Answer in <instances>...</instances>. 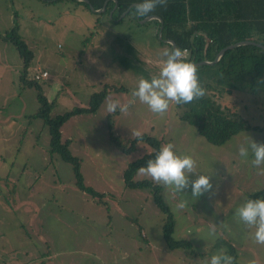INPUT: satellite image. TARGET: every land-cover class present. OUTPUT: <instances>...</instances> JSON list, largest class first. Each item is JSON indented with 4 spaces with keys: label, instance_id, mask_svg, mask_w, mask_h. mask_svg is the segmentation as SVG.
Segmentation results:
<instances>
[{
    "label": "rangeland",
    "instance_id": "374dc122",
    "mask_svg": "<svg viewBox=\"0 0 264 264\" xmlns=\"http://www.w3.org/2000/svg\"><path fill=\"white\" fill-rule=\"evenodd\" d=\"M100 14L73 0H0V264H207L216 252L231 255L233 263L264 264V245L233 215L244 198L264 187V165L254 168L236 151L249 138L264 143L262 131H244L214 146L180 118L175 103L163 115L138 100L124 113L107 114L106 98L133 99L138 78L157 74L163 52L171 49L155 36L153 22ZM13 29L33 53L25 77L30 85L20 79L23 62L16 47L3 40ZM40 71L48 76L33 81ZM105 88L94 114L73 116L61 128L62 141H69L79 160L83 185L104 194L101 205L75 186L71 165L50 153L48 130L34 115L39 93L55 117L88 107L91 96ZM214 99L263 128L264 68L218 89ZM136 133L172 142L193 157L197 171L212 173L214 191L196 200L153 182L174 221L171 238L190 247L168 249L165 215L151 192L124 186L126 167L152 152L142 140L133 143ZM134 180L152 181L139 172ZM181 198L188 203L178 210Z\"/></svg>",
    "mask_w": 264,
    "mask_h": 264
},
{
    "label": "trees",
    "instance_id": "16d2710c",
    "mask_svg": "<svg viewBox=\"0 0 264 264\" xmlns=\"http://www.w3.org/2000/svg\"><path fill=\"white\" fill-rule=\"evenodd\" d=\"M42 1L54 2V0ZM73 1L78 2L77 0ZM225 1L221 0V4L220 2L217 3V0H166L164 4L157 3L152 12L140 17L134 14L135 5L139 0H88L89 4L80 1L78 3L84 5L87 10H90L89 6H91L94 11L101 10L106 3L100 15L106 16L109 12H113L112 19H120L119 17L126 12L120 21L129 15L137 21L149 16H156L158 19H152L150 22L155 24L156 37L160 31L158 40L165 43L170 49L172 46L165 41H172L176 48L184 50V55H186L184 58L195 65L203 61L213 62L222 49L238 42L251 41L264 46V11L244 10V5L247 4L246 0H235L236 5L232 4V8L228 9L225 7L228 5L224 4ZM114 6L116 7L115 11L112 10ZM223 6L224 8H222ZM16 30L13 29L3 37V40L10 41L16 47L23 62V72L20 79L30 85L31 83L27 82L25 77L27 68L33 59V53L17 36ZM262 68H264V49L256 45H242L226 50L216 63L196 66L197 76L204 89V95L188 104H176V107L182 111L180 118L193 126L199 135L214 146H222L237 134L251 129L262 131L264 139V127L261 129L252 127L235 112L231 113L222 109V106L214 99L218 89L229 88L239 78ZM258 74L261 75L256 73V75ZM106 95L107 90L105 88L91 96L88 107L75 108L63 115L51 117L52 105L39 93L37 95L39 110L34 115V117L42 120L48 130L50 153H55L63 162L71 165L75 186L88 194L96 204L101 205H105L102 202L104 194L95 192L92 188L83 185L79 160L70 153L69 141H62L61 128L73 116L94 114ZM138 140L148 144L152 152L145 154L126 167L123 172L124 186L132 190L147 189L151 192L155 206L165 215L162 232L168 249L190 247V243L185 240L175 241L171 238L174 221L169 208L162 199L160 186L151 180H134L138 168L154 156L162 144L161 141L145 135L135 137L133 143ZM133 148L134 145L131 144L126 150L129 151ZM249 197L252 199L264 198V187ZM95 198L98 200L95 201ZM229 249L230 252H234L231 246ZM233 264L237 263L234 262Z\"/></svg>",
    "mask_w": 264,
    "mask_h": 264
},
{
    "label": "clouds",
    "instance_id": "9594fccd",
    "mask_svg": "<svg viewBox=\"0 0 264 264\" xmlns=\"http://www.w3.org/2000/svg\"><path fill=\"white\" fill-rule=\"evenodd\" d=\"M166 0H139L135 5V15L145 16L152 12L157 3L164 4ZM164 59L158 73L149 77H140L136 86L131 90V97L127 103L106 98L105 110L107 114L117 111L124 113L134 100L146 105L148 110L157 115H163L170 103L188 104L204 95L197 69L193 62L184 58V50L173 47L162 54ZM139 136V133H136ZM237 155L241 161L248 162L252 167L264 165V143H256L248 139L246 143L237 146ZM138 172L151 177L153 182L162 184L174 193H183L195 200L206 192L214 191L211 183L212 173L197 171L195 160L190 154L175 150L172 142L163 143L138 168ZM190 174L194 178L190 179ZM190 189V194L188 191ZM187 199L181 198L176 208L184 209ZM234 217L249 227L252 231L250 238L259 245H264V198L246 197L233 211ZM208 235L214 238V229H209ZM207 264H233V257L224 252H216L207 258ZM245 264H256L255 259H248Z\"/></svg>",
    "mask_w": 264,
    "mask_h": 264
},
{
    "label": "water",
    "instance_id": "95a60500",
    "mask_svg": "<svg viewBox=\"0 0 264 264\" xmlns=\"http://www.w3.org/2000/svg\"><path fill=\"white\" fill-rule=\"evenodd\" d=\"M77 1L84 2V3H86V4H89L88 0H77ZM105 4H106V3H105ZM105 4L103 5V8H102L101 10H97V11H99V12L103 11L104 8H105ZM89 8H90V10H92L91 6H89ZM93 11H94V10H93ZM111 13H112V12H111ZM125 13H126V12H125ZM125 13H123V14L121 15L120 18H122V17L125 15ZM152 19H158V18H157L156 16H149V17H146L145 19H143V22H147V21H150V20H152ZM158 38H160V31L158 32ZM165 42L168 43V44H170V45L172 46V48L175 47V45H174V43H173L172 41L167 40V41H165ZM242 45H256V46H258V47L264 49V46L259 45V44H256V43H254V42H251V41H242V42H238V43L232 44V45H230V46H228V47L222 49V50L217 54V56L215 57V60H214L213 62L203 61L202 63L195 64V66H198V65H200V64L211 65V64H213V63H216V62L219 60V58L224 54V52H225L226 50H229V49H232V48H235V47H238V46H242Z\"/></svg>",
    "mask_w": 264,
    "mask_h": 264
},
{
    "label": "crops",
    "instance_id": "0c3cea01",
    "mask_svg": "<svg viewBox=\"0 0 264 264\" xmlns=\"http://www.w3.org/2000/svg\"><path fill=\"white\" fill-rule=\"evenodd\" d=\"M54 1H56V0H54ZM220 1L221 0H217V3L220 2ZM246 2H247V4L244 5V10L247 9V10H254V11H260V10L264 11V0H246ZM224 4H226V5L228 4L227 6H225L228 9H231L233 5L234 6L236 5L235 0H226L224 2ZM115 6L112 9L114 11L116 10ZM217 7L219 8V6H217ZM222 8H224V6Z\"/></svg>",
    "mask_w": 264,
    "mask_h": 264
},
{
    "label": "built area",
    "instance_id": "2783aa9c",
    "mask_svg": "<svg viewBox=\"0 0 264 264\" xmlns=\"http://www.w3.org/2000/svg\"><path fill=\"white\" fill-rule=\"evenodd\" d=\"M47 76H48V73L46 71L35 72L32 76V80L35 82L44 80Z\"/></svg>",
    "mask_w": 264,
    "mask_h": 264
}]
</instances>
